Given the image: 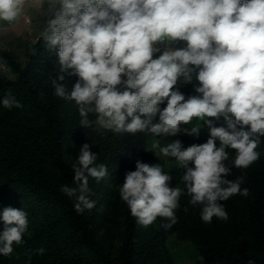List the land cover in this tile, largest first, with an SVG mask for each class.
Returning <instances> with one entry per match:
<instances>
[{
  "label": "clouds",
  "instance_id": "clouds-1",
  "mask_svg": "<svg viewBox=\"0 0 264 264\" xmlns=\"http://www.w3.org/2000/svg\"><path fill=\"white\" fill-rule=\"evenodd\" d=\"M44 4L54 12L41 33L45 51L58 58L59 74L51 79L53 94L75 102L80 127L97 125L116 134L160 137L152 152L158 149L184 169L183 187H170L173 177L161 164L136 161V170L125 174L119 195L137 224L147 228L162 217L169 221L162 227L171 228L184 195L190 197V205L201 207L203 222L211 223L213 217L226 222L229 216L222 202L250 194L242 188L244 175L226 177L233 167L248 169L258 161L261 153L256 149L264 142V0H44ZM25 6L26 0H0V21L17 22ZM174 41L186 43L168 46ZM29 52L39 54L36 47ZM66 75L79 78L70 90ZM194 79L197 94L186 98L177 85ZM0 103L8 110L23 107L11 91ZM221 118L224 125L216 126ZM194 120L195 126L182 128ZM202 127L209 130L203 144L184 148L174 139L160 145V140L182 133L198 137ZM90 149L89 143L80 147L72 164L74 179L60 187L74 200L77 214L95 208L90 179L99 183L108 173L107 165L96 163L98 156ZM0 221V255L8 257L14 245L25 243L28 214L8 207ZM45 251L29 250L27 264L33 254Z\"/></svg>",
  "mask_w": 264,
  "mask_h": 264
},
{
  "label": "trees",
  "instance_id": "trees-1",
  "mask_svg": "<svg viewBox=\"0 0 264 264\" xmlns=\"http://www.w3.org/2000/svg\"><path fill=\"white\" fill-rule=\"evenodd\" d=\"M32 47L39 50L37 56L29 52ZM25 54L23 63L14 52L0 51V64L11 74L5 76L0 68V100L11 91L23 105L8 110L0 103V216L12 207L25 210L29 220L25 243L14 245L8 257L0 255V264H27L28 251L41 247L45 253L33 254L30 264H178L170 239L176 246L193 243V264H247L249 259L264 264V142L256 149L261 153L258 161L248 169L233 167L226 177L244 175L242 188L250 190L247 197L237 194L222 202L229 216L226 222L216 217L211 223L203 222L201 207L190 205V197L184 195L176 210L177 223L171 228L162 227L169 223L162 217L142 227L119 195L125 174L136 170L139 159L149 165L161 164L173 177L169 186L183 187L184 169L172 157L169 168L160 162L150 150L155 138L151 135L116 134L97 125L80 127L75 102L53 94L51 79L59 74L58 58L45 51L42 37ZM78 79L66 75L69 90ZM197 84L194 79L177 87L187 98L197 94ZM164 107L166 101L160 105ZM215 123L223 126L225 122L221 118ZM208 138L209 130L198 137L182 133L164 141L179 139L187 148ZM84 143L91 145L98 156L96 163L106 164L108 173L99 183L90 179L96 206L77 214L74 200L61 193L60 187L72 183V164ZM216 143L219 147L220 142ZM230 151L234 157L236 150Z\"/></svg>",
  "mask_w": 264,
  "mask_h": 264
},
{
  "label": "rangeland",
  "instance_id": "rangeland-1",
  "mask_svg": "<svg viewBox=\"0 0 264 264\" xmlns=\"http://www.w3.org/2000/svg\"><path fill=\"white\" fill-rule=\"evenodd\" d=\"M52 18H54V12L48 11L47 5L44 4V0H26L24 14L17 22L10 25L6 22L0 21V51H12L18 56L20 61L24 63L26 61V49L35 44L34 42H37L38 39L42 37L41 33L43 29L46 27L47 22ZM185 43L186 42L184 41H174L168 46L177 48V46H184ZM164 47V45L161 46V51L164 50ZM159 55L160 53H157L153 58H158ZM0 68L4 75L8 74L11 76L9 69L4 68L2 64H0ZM196 123L197 121L194 120L192 125L195 126ZM200 132L206 133L208 132V128L202 127ZM152 139L150 145L151 151H153L151 146L155 140L161 138L157 137ZM160 145L165 146L166 141L160 140ZM155 153L164 166L168 168L172 166L173 162L169 157L160 154L158 149L155 150ZM169 244L177 258L180 259L178 264H193V247L195 246L192 242L186 241L176 246L174 241L170 239Z\"/></svg>",
  "mask_w": 264,
  "mask_h": 264
}]
</instances>
